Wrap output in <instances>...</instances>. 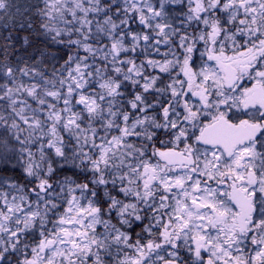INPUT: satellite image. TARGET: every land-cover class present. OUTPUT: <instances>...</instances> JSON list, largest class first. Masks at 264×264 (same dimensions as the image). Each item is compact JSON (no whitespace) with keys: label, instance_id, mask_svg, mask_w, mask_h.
<instances>
[{"label":"snow or ice","instance_id":"1","mask_svg":"<svg viewBox=\"0 0 264 264\" xmlns=\"http://www.w3.org/2000/svg\"><path fill=\"white\" fill-rule=\"evenodd\" d=\"M0 27V264H264V0H0Z\"/></svg>","mask_w":264,"mask_h":264},{"label":"trees","instance_id":"2","mask_svg":"<svg viewBox=\"0 0 264 264\" xmlns=\"http://www.w3.org/2000/svg\"><path fill=\"white\" fill-rule=\"evenodd\" d=\"M15 3H19V4L35 3V0H15ZM16 19L19 20L20 17L17 16ZM9 23H10V21H9ZM9 32H12L13 33V38L15 40V46L16 47H20L21 37L26 34V31L20 29L19 27H16L14 30L11 29V28H3V27H0V39H2V37L4 35H7ZM41 39H43V38H41ZM49 47H52V46L49 45ZM29 51H31V49H29Z\"/></svg>","mask_w":264,"mask_h":264}]
</instances>
